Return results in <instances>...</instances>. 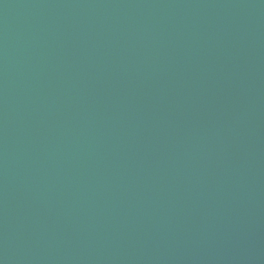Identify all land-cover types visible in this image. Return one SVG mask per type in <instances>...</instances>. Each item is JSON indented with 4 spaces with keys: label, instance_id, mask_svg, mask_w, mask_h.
<instances>
[{
    "label": "water",
    "instance_id": "water-1",
    "mask_svg": "<svg viewBox=\"0 0 264 264\" xmlns=\"http://www.w3.org/2000/svg\"><path fill=\"white\" fill-rule=\"evenodd\" d=\"M0 264H264V0H0Z\"/></svg>",
    "mask_w": 264,
    "mask_h": 264
}]
</instances>
